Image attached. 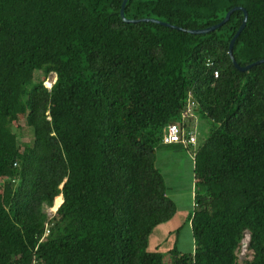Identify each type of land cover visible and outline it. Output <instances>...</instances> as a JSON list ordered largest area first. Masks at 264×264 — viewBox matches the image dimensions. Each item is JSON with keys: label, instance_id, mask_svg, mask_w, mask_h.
<instances>
[{"label": "trees", "instance_id": "obj_1", "mask_svg": "<svg viewBox=\"0 0 264 264\" xmlns=\"http://www.w3.org/2000/svg\"><path fill=\"white\" fill-rule=\"evenodd\" d=\"M123 2L0 0V264H163L162 147L192 150L196 188L194 250L172 264H238L246 233L245 264H264V63L228 55L241 10L190 34L241 8L234 61L264 60V0H127L136 23ZM194 116L212 127L199 148L163 144Z\"/></svg>", "mask_w": 264, "mask_h": 264}, {"label": "rangeland", "instance_id": "obj_2", "mask_svg": "<svg viewBox=\"0 0 264 264\" xmlns=\"http://www.w3.org/2000/svg\"><path fill=\"white\" fill-rule=\"evenodd\" d=\"M36 78L42 79V75L37 74ZM54 80L55 75L49 74L43 81V85L48 89ZM14 127L15 132L19 135L20 148L23 149L24 145L31 141V130L24 119L21 118L16 121ZM211 128L209 122L195 116L192 118L189 131L195 138L192 149H197L203 144ZM155 166L164 179L167 196L175 204L176 213L170 221L154 229L148 241V250L161 252L163 254V264H172L170 251L174 248L184 254L192 253L194 250L189 221L194 211V194L196 190L193 177L192 150L159 148L156 151ZM45 213L52 216V212L48 208H45ZM248 242L249 236L246 233L238 253V264H245L246 261L250 260L247 251Z\"/></svg>", "mask_w": 264, "mask_h": 264}, {"label": "built area", "instance_id": "obj_3", "mask_svg": "<svg viewBox=\"0 0 264 264\" xmlns=\"http://www.w3.org/2000/svg\"><path fill=\"white\" fill-rule=\"evenodd\" d=\"M215 77H217V73H215ZM192 116H193L192 107L189 106L187 110L182 113L181 118L184 121L186 119L191 118ZM162 142L164 145L181 144L185 147H192L195 144V138L194 136H192L190 132H185L184 130L180 129V126H178L177 124H172V125L167 126L163 130ZM50 210L53 216L55 212L52 211V208ZM52 216H49V217H52ZM47 234H48V231H46L45 236Z\"/></svg>", "mask_w": 264, "mask_h": 264}, {"label": "water", "instance_id": "obj_4", "mask_svg": "<svg viewBox=\"0 0 264 264\" xmlns=\"http://www.w3.org/2000/svg\"><path fill=\"white\" fill-rule=\"evenodd\" d=\"M126 2H127V0H124V2H123V4H122L121 11H120V16H121V18H122L123 21H126V20L124 19V6H125ZM237 10H241V11L244 13V20H243V23H242L240 29H239L238 32L236 33L235 37H234V38L232 39V41L230 42L229 50H228V55H229L230 59L232 60L234 67H235L238 71H240V72H244V71L249 70L252 66H255V65H258V64L264 63V60H261V61L255 63V64H252V65L247 66V67H245V68H240V67L236 64V62L234 61V58H233V56H232L233 45H234V42H235L236 38L239 36V34L241 33V31L243 30V28L245 27V24H246V16H247V14H246V12H245L243 9H241V8H234L233 10L229 11V12L226 14L225 18H224V19H223L218 25H216V26H214V27H211V28H208V29H205V30L190 31V34H193V35H204V34H208V33L212 32V31H215V30L221 28L222 26H224V25L228 22V20H229V18H230V15H231L234 11H237ZM142 21H143V22H152V23H157V24H160V25L168 26V25H166V24H163V23H160V22H158V21H154V20H142ZM126 22H128V23H129V22H131V23H136L137 21H126ZM169 27H170V26H169Z\"/></svg>", "mask_w": 264, "mask_h": 264}, {"label": "bare ground", "instance_id": "obj_5", "mask_svg": "<svg viewBox=\"0 0 264 264\" xmlns=\"http://www.w3.org/2000/svg\"><path fill=\"white\" fill-rule=\"evenodd\" d=\"M58 204H56L55 206H54V209H52L54 212L57 210L56 208H58Z\"/></svg>", "mask_w": 264, "mask_h": 264}, {"label": "clouds", "instance_id": "obj_6", "mask_svg": "<svg viewBox=\"0 0 264 264\" xmlns=\"http://www.w3.org/2000/svg\"><path fill=\"white\" fill-rule=\"evenodd\" d=\"M51 84H52V83H51ZM51 84H50V85H51ZM50 85H49V87H50ZM49 87H48V89H50V88H51V87H50V88H49ZM45 88H47V87L45 86Z\"/></svg>", "mask_w": 264, "mask_h": 264}]
</instances>
